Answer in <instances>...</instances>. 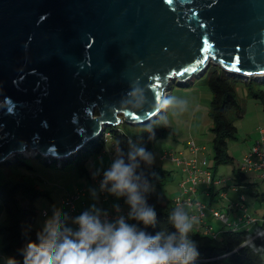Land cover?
Instances as JSON below:
<instances>
[{"label": "water", "instance_id": "water-1", "mask_svg": "<svg viewBox=\"0 0 264 264\" xmlns=\"http://www.w3.org/2000/svg\"><path fill=\"white\" fill-rule=\"evenodd\" d=\"M210 66L264 80V0H0V163L60 164Z\"/></svg>", "mask_w": 264, "mask_h": 264}, {"label": "trees", "instance_id": "trees-1", "mask_svg": "<svg viewBox=\"0 0 264 264\" xmlns=\"http://www.w3.org/2000/svg\"><path fill=\"white\" fill-rule=\"evenodd\" d=\"M219 68L210 66L205 73L213 96L210 107L213 154L209 158L215 167L233 161V156L228 152L229 140L235 139L238 133L234 119L243 117L237 99V83L244 82L255 97H264L262 90L254 89L256 80H243L240 76L229 74ZM153 123L154 121L130 124L124 121L119 125H110L103 134L90 141L84 150L89 148L90 154L99 155L103 152L106 142L111 139L117 147L118 160H123L126 165L133 163L136 165L133 182L137 184V191L144 201L141 207H150L155 211L154 222L145 224L136 218L135 211L128 202L129 194L127 192L121 194L137 232H144L148 237L159 235L161 245L166 243L167 237L174 236V244H179L181 236L171 217L174 212L181 210L163 193L165 184L172 180V172L154 165L139 155L135 156V161L131 159V155L140 149L149 155L155 141L173 134L170 125L155 126ZM105 133H109V138ZM28 153L26 151L23 154H16L13 159L0 163V201L5 209V220L0 225V237L6 264L9 259H13L15 264H24L29 249H36L38 241L42 240L45 234L43 225L36 226L38 210L35 202L39 196H48L49 193L41 191L27 175L21 173L23 168L32 169L33 165L25 156ZM77 157L79 155L72 154L64 158L60 165L76 161ZM47 161L46 159V163ZM1 171H6L7 174ZM234 180L237 184L247 185L249 189H253L257 184L249 181L247 174L238 170L235 171ZM261 195V200H264V193ZM24 202L27 204H23ZM192 224V230L187 234V238L195 243L199 253L192 264H264V225L255 226L252 230H235L227 227L220 235L212 236L202 232L197 224Z\"/></svg>", "mask_w": 264, "mask_h": 264}, {"label": "rangeland", "instance_id": "rangeland-1", "mask_svg": "<svg viewBox=\"0 0 264 264\" xmlns=\"http://www.w3.org/2000/svg\"><path fill=\"white\" fill-rule=\"evenodd\" d=\"M254 89L262 90L264 93V80L258 81ZM236 92L238 102L243 111V117L234 119L238 127V133L235 139L229 140L228 152L233 156V161L219 164L216 168L214 162L209 158V167L215 171L217 174L216 176L230 179L223 183V186H225L224 188L228 191L231 190V185L233 184L231 180L232 176L235 175V171L240 167L244 155L249 151L246 149L248 143L252 139L251 135L257 133L258 128H264V97H255L252 95L253 93L250 92V89L244 82L237 83ZM168 95L171 103L153 120V124L155 126L170 125L174 131V136L167 135L152 144L148 155L150 162L154 165L161 166L162 163H164L161 161V155L164 150L167 148H174V150L178 151L185 147L184 144H186V142L192 140H195L201 145H206L208 148L206 153H209L208 156L212 155L213 133L211 131L212 118L210 116V107L213 96L207 82V75L195 76L188 80L185 85L180 84L178 81H173L172 88ZM184 103L187 105V110L181 112V107ZM1 136L2 134L0 133V137ZM109 148H111V151H103L100 153V156L98 154H90L89 148H87L86 150L80 151L76 161L67 162L63 166L60 164L64 159L61 160V162L59 161L60 164H58V160L54 157L45 158L40 154L38 155L39 157H31L37 154V151L35 152L34 149H26L21 152V154L26 151L29 152L27 155L30 157L26 158L30 164L33 165L32 169L23 168L21 173L27 175L41 191L49 193L48 196H39L38 200L35 202L38 210L36 226L43 225L41 217L42 209L51 210L55 207L64 209L61 203L63 197L71 195V193L85 183H90L92 177L103 171V169L111 167L113 163L118 160L117 152L112 151L114 147H110V143L106 142L104 149L108 150ZM13 157L8 159H13ZM46 159L48 163H46ZM165 162L167 163V161ZM172 165L171 167H165V169L171 171L172 176L175 177L173 181H168L163 187V191L165 192L163 193L167 199H172V197L176 195L174 193V188L178 186L176 178L179 173ZM1 173L7 174L6 171H1ZM248 175L249 180L259 183L260 190L264 191V181L254 173H248ZM231 193L233 197H235V194L233 192ZM117 197L119 201H121V199L123 201V196L121 194L117 193ZM200 198L209 200L202 196ZM247 203L250 206L251 212H256L259 218L264 215V200H256L255 197L248 196ZM23 204L26 205L27 202ZM4 220L5 209L0 201V225L4 223ZM43 226L46 230L47 227L45 225ZM2 253L3 243L0 237V254ZM5 260L0 259V264H6Z\"/></svg>", "mask_w": 264, "mask_h": 264}, {"label": "clouds", "instance_id": "clouds-1", "mask_svg": "<svg viewBox=\"0 0 264 264\" xmlns=\"http://www.w3.org/2000/svg\"><path fill=\"white\" fill-rule=\"evenodd\" d=\"M170 103L166 99L161 101V106ZM186 110L184 103L181 112ZM136 155L149 160L143 149L131 155L133 161ZM135 167L134 163L126 165L123 160H116L105 173L102 187L111 182V192H127L136 218L151 224L155 211L150 207H141L144 201L137 191V184L133 182ZM171 219L181 241L174 244L175 237L169 236L161 245L159 235L148 237L144 232L138 233L123 220L118 222V227L102 224L97 216L84 212L76 218L79 230L75 233L67 228L46 229L38 247L29 249L24 264H192L199 255L195 243L187 238L193 227L192 221L180 211L174 212ZM7 264H15V261L9 259Z\"/></svg>", "mask_w": 264, "mask_h": 264}, {"label": "built area", "instance_id": "built-area-1", "mask_svg": "<svg viewBox=\"0 0 264 264\" xmlns=\"http://www.w3.org/2000/svg\"><path fill=\"white\" fill-rule=\"evenodd\" d=\"M258 133V137L251 145L249 151L244 155L238 171L245 174L254 173L264 181V128H258ZM105 135L109 138V133H105ZM206 150V145H201L195 140H192L188 142L186 150L177 151L167 148L163 151L161 158L173 161L186 174L179 182L182 193L174 198L173 201L175 205L182 213L188 216L192 223L197 224L202 232L212 236L220 235L223 229L227 227L235 230H252L255 226L264 225V216L259 218L255 212H251L250 206L247 203L246 192H248V186L237 184L233 179L231 191L237 193L239 198L230 200L227 207L228 210L213 206L194 196L198 190V185L201 183H205L207 188H210L213 185L218 186L229 180L217 178L214 175L213 170L209 167V157L206 155ZM111 167L103 170L95 178L100 188V193L105 199H108L110 196L112 184L109 182L103 187L102 184L105 173L110 170ZM86 191V188H80L74 194L64 197L62 200L67 206L69 215L75 219L81 215L77 208V201L86 194ZM219 192L222 197L226 196V198H229L227 196V191ZM185 206H188L190 210L186 211L184 208ZM233 212H236L234 216H232ZM41 217L43 225H45L47 229L56 227L63 230L67 228L61 214L57 210L42 209ZM97 217L102 224H111L113 227H118V222L123 220L125 224L127 223L128 226L133 227L137 232V228L132 222L130 211L122 206H118L111 212L101 213L97 215ZM208 219L219 221L221 227L215 229L212 222ZM67 229L75 233L79 230V225L76 223L74 228ZM0 259H5L3 253L0 254Z\"/></svg>", "mask_w": 264, "mask_h": 264}, {"label": "crops", "instance_id": "crops-1", "mask_svg": "<svg viewBox=\"0 0 264 264\" xmlns=\"http://www.w3.org/2000/svg\"><path fill=\"white\" fill-rule=\"evenodd\" d=\"M172 135L174 136V131H173ZM258 135H259L258 131H257V133H253L251 135L253 140L251 139L250 142L248 143V147L246 149L247 151L249 150L251 145L254 143V141L258 137ZM108 143H110V147H114L112 149V151H116L117 150V147L114 146L113 141L111 139L108 141ZM187 144H188V142H186V144H184L185 147L182 148L183 150H186ZM170 149H174V148H170ZM182 149H180V150H182ZM103 151L104 152L111 151V148H109L108 150L104 149ZM207 151H208V148H207L206 152ZM208 154L209 153H206L207 156H208ZM100 155L101 154H99V156ZM208 157H210V156H208ZM161 161L164 162V163H162L161 167H163V168L169 167V166L171 167V165L173 164L174 166L172 165V167L176 171H178V173H179V174H177V178H176V182L178 183V186H177V188H174V193L176 195H174L172 197V200H174L175 197L181 195V193H182V189H181V187L179 185V182L181 181V179L186 174L177 165H175L173 161L168 160V159H162V158H161ZM165 161H167V163ZM103 170H105V169H103ZM237 170H238V168H237ZM101 172H99L98 174H100ZM213 173H214L215 176L217 175L214 170H213ZM98 174H96L94 177H92L90 183H88V184L85 183L84 185L78 187L73 193H71V195L74 194L80 188H86L87 189L86 194L80 200L77 201V203H78L77 204V208L79 210V213L82 214L84 212H88L91 215L97 216V215H99L101 213L111 212V211L115 210L118 206H122L123 208L127 209L125 207V204L123 203L122 199H121V201L118 200L117 193L110 192V196H109L108 199H105L101 195L100 188H99V186L97 185V183L95 181V178H96V176ZM216 177L218 178L219 176H216ZM174 178L175 177L172 176V180L171 181H173ZM232 179L234 180V176H232L231 180ZM247 179L249 180V175L248 174H247ZM258 184L259 183L255 184L253 189H249L248 188V192H246L247 193V197L248 196H253V197H255L256 200H261L262 199V195L261 194L264 193V191L260 190ZM224 187L225 186H223V184H221V185H218V186L213 185L210 188H207L205 183H201L200 185H198V190H197V192H196V194L194 196L196 198H198L199 200H201V201H205V202L210 203L213 206L219 207V208H221L223 210H228L227 207H228V204L230 203V200L238 199L239 195L237 193L231 191V190H229V191L226 190ZM219 191H223V192L227 191V196L229 198H226V196L222 197L220 195ZM231 192H233L235 194V197H233V194ZM249 192H253V194L249 193ZM201 196L204 197V198H208L209 200H206V199L203 200V199L200 198ZM63 198H62V200H63ZM61 203H62L64 209L55 207V208H53L51 210H57L61 214V216L63 218V221H64V224H65V226L67 228H74L75 225H76V219L69 215L67 206L63 202H61ZM184 208H185L186 211L190 210V208L188 206H185ZM235 213L236 212H233L232 216H234ZM255 214H256V212H255ZM208 220L210 222H212V224L215 227V229H219L221 227V223L219 221L211 220V219H208Z\"/></svg>", "mask_w": 264, "mask_h": 264}, {"label": "bare ground", "instance_id": "bare-ground-1", "mask_svg": "<svg viewBox=\"0 0 264 264\" xmlns=\"http://www.w3.org/2000/svg\"><path fill=\"white\" fill-rule=\"evenodd\" d=\"M260 76H262V75H260ZM30 149V148H29ZM26 150V149H25ZM24 151V150H23ZM35 151V150H34ZM36 152V151H35Z\"/></svg>", "mask_w": 264, "mask_h": 264}, {"label": "snow or ice", "instance_id": "snow-or-ice-1", "mask_svg": "<svg viewBox=\"0 0 264 264\" xmlns=\"http://www.w3.org/2000/svg\"><path fill=\"white\" fill-rule=\"evenodd\" d=\"M169 2H170V0H169ZM237 70H239V69H237ZM187 71V70H186Z\"/></svg>", "mask_w": 264, "mask_h": 264}]
</instances>
